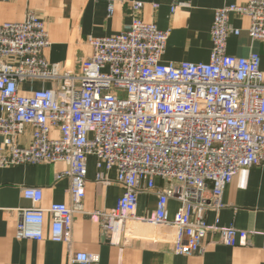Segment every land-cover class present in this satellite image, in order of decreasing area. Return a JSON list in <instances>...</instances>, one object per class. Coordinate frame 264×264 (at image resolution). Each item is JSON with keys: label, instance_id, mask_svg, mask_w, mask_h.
Returning <instances> with one entry per match:
<instances>
[{"label": "built area", "instance_id": "obj_1", "mask_svg": "<svg viewBox=\"0 0 264 264\" xmlns=\"http://www.w3.org/2000/svg\"><path fill=\"white\" fill-rule=\"evenodd\" d=\"M106 2L111 13L112 0ZM141 9L142 3H130L131 23L123 32L87 38L92 53L78 72L45 60L49 42L37 16L0 24V168L63 163L66 169L56 179L69 181V205L40 208L41 189L21 188L32 206L17 210L18 238L40 241V232L26 228H40L48 215L50 240L69 245L73 215L82 212L86 159L93 156L95 182L123 191L115 209L93 214L106 234L135 217L141 192H154L155 213L143 221L177 230L175 254L199 253L209 233H218L229 247L247 244L245 231L208 226L204 212L221 207L220 196L239 170L264 166L260 58L226 53L228 38L239 35L230 23L233 17L248 18V37L264 44V0L214 10L205 64H163L169 32L144 22ZM34 82L52 86L22 93L24 84ZM27 130L30 140L21 145ZM155 179L166 186L156 187ZM169 201L179 206L172 219ZM70 259L98 261L84 253Z\"/></svg>", "mask_w": 264, "mask_h": 264}, {"label": "crops", "instance_id": "obj_2", "mask_svg": "<svg viewBox=\"0 0 264 264\" xmlns=\"http://www.w3.org/2000/svg\"><path fill=\"white\" fill-rule=\"evenodd\" d=\"M132 1L142 3L139 17L144 22L169 32L163 64H205L211 50L209 31L214 10L242 5L249 0H112L111 13L106 0H0V24L21 22L27 14L37 16L44 22L49 42L43 52L45 60L62 70L78 72L81 62L92 53L87 38L109 37L126 30L131 23ZM230 23L239 30V35L228 38L226 53L238 58L257 54L264 76V44L248 37V18L233 17ZM51 86L49 82H34L24 84L21 89L27 94L30 90ZM51 136L56 137L57 133L54 131ZM29 140L27 130L19 141L26 145ZM65 169L63 163L0 168V264H83L71 261L70 254L75 253L97 256L94 264H264V166L239 170L220 196L221 207L204 212L208 226H233L245 231L247 244L229 247L220 242L218 233H209L201 251L187 256L173 252V244L178 239L175 228L155 227L143 221L155 213L154 192H141L137 196L132 220L115 225L112 233L103 231L101 222L93 214L115 209L123 191L116 184L105 186L95 182L93 156L86 159L82 212L73 215L69 245L50 240L48 215L40 228H26L29 232H40V241L18 238L17 210L32 206L22 197L21 188L41 189L40 208L59 203L69 205V181L65 177L56 179ZM108 177L113 180L115 172H109ZM155 186L160 188L166 184L155 179ZM205 196L209 197L208 191ZM178 207L177 202H168L169 219ZM185 241L181 237V242Z\"/></svg>", "mask_w": 264, "mask_h": 264}]
</instances>
